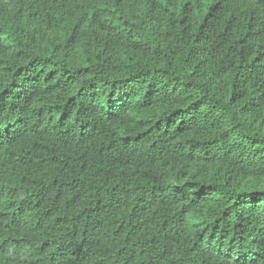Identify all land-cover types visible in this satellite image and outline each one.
<instances>
[{"label": "trees", "instance_id": "obj_1", "mask_svg": "<svg viewBox=\"0 0 264 264\" xmlns=\"http://www.w3.org/2000/svg\"><path fill=\"white\" fill-rule=\"evenodd\" d=\"M0 264H264V0H0Z\"/></svg>", "mask_w": 264, "mask_h": 264}]
</instances>
